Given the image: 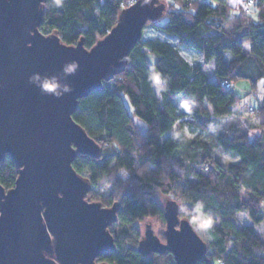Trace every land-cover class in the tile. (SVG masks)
<instances>
[{"label":"water","instance_id":"obj_1","mask_svg":"<svg viewBox=\"0 0 264 264\" xmlns=\"http://www.w3.org/2000/svg\"><path fill=\"white\" fill-rule=\"evenodd\" d=\"M38 3L0 0V163L8 155L16 169L13 186L6 189L0 184V199H4L0 264H51L42 251L54 252L59 264H91L94 256L115 249L103 228L113 219L118 221L119 207L115 201L103 205L91 200L99 203L101 211L81 202L88 185L76 178L85 179L73 165L70 170L69 162L81 153L96 157L101 146L72 113L79 98L102 90L104 81L125 69L128 61L123 58L141 38L145 22L158 19L161 9L134 0L120 10L110 30L87 48L83 37L67 44L56 31L43 33ZM73 60L78 70L64 76L63 65ZM33 73L57 76L72 92L60 98L42 93L28 82ZM58 192L63 199H57ZM41 207L47 209L45 216ZM163 208L168 240L144 232L138 252H170L176 264H196L207 252L204 243L174 202L165 200ZM55 257L53 264H58Z\"/></svg>","mask_w":264,"mask_h":264},{"label":"clouds","instance_id":"obj_2","mask_svg":"<svg viewBox=\"0 0 264 264\" xmlns=\"http://www.w3.org/2000/svg\"><path fill=\"white\" fill-rule=\"evenodd\" d=\"M121 3L122 0H112L111 18H116ZM231 3L232 0H223V3L218 5L221 8L218 13L219 23L213 29L221 33L222 40L232 41L239 37L238 46L235 49L229 48L223 53L227 66L221 64L218 59H212L205 51L185 46L174 49L178 62L186 65L189 69H195L198 65L201 75L219 74L220 79L231 84L232 81L240 79L241 73H244V78L249 83L243 87L233 85L227 109L230 115L224 119L216 118L214 116L217 111L216 106L213 104L212 107H209L208 96L197 91H187L176 98V104L172 109L174 119L169 121L163 129L160 128L158 119L148 120L147 117H143V106H139L138 110L132 109L130 115V120L143 119L148 127L153 129L154 135L166 136V143L178 147V152L165 155L162 157L163 160H174L176 156H180L179 161L170 165L165 164L158 172H153L147 163H140V159L145 155L146 150L136 148L132 152L136 162L135 167L119 160H113L108 169L105 170L107 174H102L101 170L94 167L88 160L87 154L84 153L77 155L69 162V168L72 164L78 168L87 166L88 170L84 172L85 179L75 176L88 185V190L80 198L86 206L99 207V203L90 202L92 197H99L101 202L114 200L118 207L121 206L125 198L124 193L128 190L124 181L128 176L135 175L138 180L150 183L154 195L159 197L161 193H167L164 199L174 202L179 214L197 217V226L193 227L192 231L198 234V238L204 243L207 255L203 260L196 261V264H228L224 253L233 245H235L237 254L248 255V253H253L260 264H264V186L255 182V170L253 168L242 169L239 187L235 190V195L241 201V207L238 212L227 214L235 222H241L237 221L236 218L242 217L244 221L251 224L252 231L255 233L253 239L238 241L233 232L219 234L218 229L224 222L225 213L221 212L219 207L210 201V197L213 195H216L220 202L225 198L218 192L213 193L211 191L213 188L220 189L222 185L213 170L214 166L219 164L225 175H230V167L240 163L243 156L240 152H230L216 144L215 140L218 135L223 134L231 137L232 140L241 144H246L248 140L255 139L258 141L257 147L264 154V103H258L255 107L246 105L243 108L235 109L231 105L232 100L239 103L247 100L248 97L258 101L260 99L258 96L260 90L257 88V84L264 81V58L258 55L259 49L253 29L256 24H264V0H241V6L238 9L230 7ZM145 6L160 8V16L170 21L175 19L177 12L189 20H194L199 14L197 0H145ZM68 7V0H39L37 10H43L42 17H45L46 22L50 23L54 19H59L61 13L65 15ZM89 7L97 9L95 12L97 16L109 15V12H106L104 7L97 3H93ZM156 27L158 25L153 20H147L144 24L145 30ZM28 35L32 36L33 34L30 31ZM91 38L95 39V36L92 35ZM26 46L31 47V44L28 43ZM181 52L185 54L181 55ZM123 59L131 63L129 57L125 56ZM78 67V62L73 60L63 65L62 73L64 76L74 74ZM28 82L42 93L50 94L56 98L72 92L71 86L57 76L42 77L39 73H33L28 77ZM112 85L122 87L125 91L130 88L132 93L137 95L143 94L147 90L152 105L159 108L167 103L172 94L173 77L163 68L149 62L145 65L138 81L130 80L121 71H117L112 80ZM197 113L208 115V120L204 125H200L195 119ZM198 138L201 141L209 142L207 155H203L200 149H196L194 155H187V153L193 152L192 142ZM101 143L103 150L115 149L119 151L124 147L118 136L105 138ZM135 143L133 141V144ZM70 145L69 149L72 150ZM193 172L199 173L209 181L207 196L201 194L198 189H193L185 179L190 177ZM148 173L152 174L147 175ZM11 175L12 173L6 165L0 166V179L8 183L11 180ZM254 192L255 195H253ZM232 194L233 190L228 189L227 196L231 197ZM56 196L57 199H63V193L58 192ZM3 203L4 199H0V204ZM46 211V208L41 207L40 212H43L44 216ZM145 215L151 217L152 213L146 212ZM0 216H3V211H0ZM129 227L137 234L143 229L146 236L149 233L152 236L156 232L168 240L165 235L167 230L156 219H145V216H141L140 220L135 221V227L131 225ZM103 231L111 244L113 242L120 244L123 250L128 248V244L124 241L131 242L133 240V237L128 234V229L119 226L115 219L106 224ZM54 240L53 235V240L50 241L53 246ZM41 255L53 264L54 252L49 255L47 251H42ZM101 256H94L91 264H95ZM55 260L57 261L56 257ZM57 262L59 264V261ZM150 264H170V262H161L150 258Z\"/></svg>","mask_w":264,"mask_h":264},{"label":"trees","instance_id":"obj_3","mask_svg":"<svg viewBox=\"0 0 264 264\" xmlns=\"http://www.w3.org/2000/svg\"><path fill=\"white\" fill-rule=\"evenodd\" d=\"M133 1L122 0L121 6L116 13V18H111L112 0H68L69 7L66 14L61 13L59 19H54L50 23L46 22V18L43 17L39 29L43 33L56 31L60 39L67 44L75 43L83 37L84 46L90 48L97 39L104 36L116 23L120 10ZM197 2L199 14L194 20L186 19L177 12L175 19L172 21L161 16L153 20L158 25L154 29L176 34L179 44L198 49L199 51H205L212 59H218L221 64L227 66L223 53L229 48L235 49L238 46L239 37L232 41L222 40L221 33L213 30L215 25L219 23L218 13L221 8L218 5H221L223 0H197ZM93 3L104 7L106 12H109V15H95L97 9L89 7ZM230 7L234 8L232 4ZM253 31L259 49L258 55L264 58V24H256ZM92 35L95 36V39L91 38ZM175 48L179 47L158 36H141L128 54L131 63L128 62L122 71L128 79L138 81L145 65L151 62L170 73L173 77L172 94L164 106L157 108L152 105L150 94L147 90L143 94L137 95L132 93L130 88L125 91L122 87L113 86V79L104 81L102 90L92 91L85 97L78 99V105L72 113V118L85 129L90 137L100 144V154L96 157L87 155V158L94 167L101 170L102 174H107L105 170L108 169L113 160H119L131 167H135L136 162L132 152L136 148L146 150L145 155L140 159V163H147L153 172H158L165 164L170 165L181 159L180 156H176L174 160L169 161L162 159L165 155L178 152V147L166 143V136L158 137L154 135L153 129L148 127L143 119L141 120L146 125L144 131L139 128L134 120H130L131 113L124 102V97L129 99L132 109L138 110L139 106H143V117H147L148 120L158 119L161 129L174 119L172 109L176 104V98L187 91H197L208 96L209 107H212L213 104L216 106L217 111L214 113L216 118L222 119L230 115L227 109L233 87L227 88L224 84L225 81L220 79L219 74H215V79L210 80L207 74H200L198 65L195 69H189L186 65L178 62L174 52ZM180 54L184 55L182 52ZM240 80H244L247 84L249 83L244 78V73H241V78L232 81V84ZM257 88L260 90L258 92L260 99L259 101L253 100L252 106L254 107L258 103H264V81H260L257 84ZM237 104L235 100L231 101L233 108ZM195 119L198 120L200 125H204L208 120V115L206 113H197ZM115 136L121 139L124 144L123 149L119 151L115 149L110 151L103 150L101 141ZM133 141L136 143L133 144ZM208 143V141H201L198 138L192 142L193 152H189L187 155H194L196 149L202 150L203 155H207ZM215 143L230 152L243 154L241 162L230 167V175H225L219 164L215 165L213 169L222 185L220 189L213 188L211 191L213 193L218 192L219 195L225 197L222 202L217 200L216 195L210 197V201L218 206L221 212L225 213L224 222L219 226L218 233L227 234L228 232H233L236 234L235 239L238 241L251 240L255 237L251 224L235 222L227 214L229 212H238L241 207V201L235 195V190L239 187L242 169L253 168L255 170V182L264 186V154L257 147L258 141L255 139H250L246 144H241L232 140L231 137L221 134L217 136ZM2 165H6L12 173L10 182L5 183L0 179V184L7 189L13 186L15 182V164L6 155L5 159L0 163V166ZM72 165L82 176L88 170L87 166L78 168L75 164ZM151 174L148 173L147 175ZM117 179L119 180V178ZM185 179L193 189H198L201 194L207 196L209 181L199 173L193 172L190 177ZM124 183L128 186V190L124 193L125 198L117 211V223L119 226L128 229V234L133 237V240L131 242L124 241V243L128 244L126 250H123L120 244L115 243V249L103 252L102 256L97 260L106 261L110 264H150V258H152L161 262L168 261L170 264H176L170 252L151 253L148 255L139 253L137 244L142 236V230L137 234L129 227L130 225L135 227V221L140 220L141 216L147 218L146 212H151L152 216L149 218H154L163 225L165 223L163 215L164 196L167 193H161L159 197L154 195L150 183L138 180L135 175L128 176ZM228 189L233 190L231 197L227 196ZM253 195H255V192ZM94 199L100 200L99 197L91 198V200ZM113 201L102 203L110 205ZM179 215L188 219L193 227L198 223L195 216ZM236 220L239 221L238 218ZM221 250L223 251V249ZM224 254L228 264H260L253 253H248V255L237 254L235 245Z\"/></svg>","mask_w":264,"mask_h":264},{"label":"rangeland","instance_id":"obj_4","mask_svg":"<svg viewBox=\"0 0 264 264\" xmlns=\"http://www.w3.org/2000/svg\"><path fill=\"white\" fill-rule=\"evenodd\" d=\"M232 6H234V5H232ZM142 36L143 37L158 36L161 39L170 41L171 43L177 45L178 47L184 46V45L178 43V36L176 34H174V33H167L165 31L158 30V29H154V28L145 30V28L143 26ZM185 47H187V46H185ZM188 48H191V47H188ZM192 49H195V48H192ZM196 50H198V49H196ZM182 53L185 54L184 52H182ZM207 75H208V77H209L210 80H214L215 79V74L208 73ZM232 85H235L236 87H243V86L247 85V82H245L244 80H240V81H236ZM232 85H231V87H233ZM124 102H125L126 106L128 107L129 112L131 113L132 105H131V103H130V101H129V99L127 97H124ZM130 105H131V108H130ZM246 105H251V106L253 105V99L251 97H248L247 100L240 101L236 106H234V108H243ZM222 119H224V118H222ZM134 122L139 126V128L142 131L145 130L146 125H145V123L142 120H134ZM94 200H96V199H94ZM148 218L149 217H147L145 219H148ZM237 218H238L239 221H241V223L249 224L248 222L244 221L242 217H237ZM141 223H143V221H141ZM195 226H197V224L194 225V227ZM162 227L165 228V223L162 225ZM141 230H142V235H143L144 231H143V229H141ZM154 233L157 234V235H159V236H162L159 233H156V232H154ZM163 239H164V237H163Z\"/></svg>","mask_w":264,"mask_h":264},{"label":"crops","instance_id":"obj_5","mask_svg":"<svg viewBox=\"0 0 264 264\" xmlns=\"http://www.w3.org/2000/svg\"><path fill=\"white\" fill-rule=\"evenodd\" d=\"M232 5H234L233 7L234 8H240V6H241V0H232V3H231Z\"/></svg>","mask_w":264,"mask_h":264},{"label":"flooded vegetation","instance_id":"obj_6","mask_svg":"<svg viewBox=\"0 0 264 264\" xmlns=\"http://www.w3.org/2000/svg\"><path fill=\"white\" fill-rule=\"evenodd\" d=\"M118 222V221H117ZM157 235V234H156ZM159 236V235H158ZM164 237V236H163ZM163 237L162 236H159V238L163 241L164 239H163ZM141 238V237H140ZM99 262H102L101 260H96V262L95 263H99Z\"/></svg>","mask_w":264,"mask_h":264},{"label":"built area","instance_id":"obj_7","mask_svg":"<svg viewBox=\"0 0 264 264\" xmlns=\"http://www.w3.org/2000/svg\"><path fill=\"white\" fill-rule=\"evenodd\" d=\"M224 84H225V86H226L227 88H230V87H231V85H232V83H231V84H229V83H228V82H226V81H225V83H224Z\"/></svg>","mask_w":264,"mask_h":264}]
</instances>
